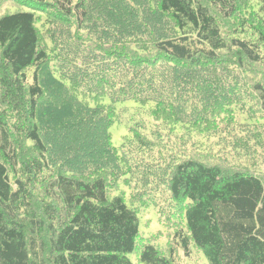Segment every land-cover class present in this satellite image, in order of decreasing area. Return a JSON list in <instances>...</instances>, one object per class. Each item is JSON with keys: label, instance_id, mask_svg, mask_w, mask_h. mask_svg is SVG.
Instances as JSON below:
<instances>
[{"label": "trees", "instance_id": "1", "mask_svg": "<svg viewBox=\"0 0 264 264\" xmlns=\"http://www.w3.org/2000/svg\"><path fill=\"white\" fill-rule=\"evenodd\" d=\"M128 102L161 130L134 122L118 148ZM129 176L130 203L111 195ZM159 185L180 217L168 248L138 246L134 202ZM193 247L264 264V0H0V264Z\"/></svg>", "mask_w": 264, "mask_h": 264}, {"label": "rangeland", "instance_id": "2", "mask_svg": "<svg viewBox=\"0 0 264 264\" xmlns=\"http://www.w3.org/2000/svg\"><path fill=\"white\" fill-rule=\"evenodd\" d=\"M124 105H127L128 107L123 108L122 111H119L118 120L111 128L113 143L115 146L118 148L121 147L123 144L124 135L128 134L127 132L134 122L144 121L147 131L152 132V128L161 130L159 126L155 125L154 120L150 117L145 109H140L139 105L134 102H128ZM146 107L148 108L149 105ZM164 139H166V137ZM126 178L119 181V185L114 188V190L111 192V195L120 194L126 198L128 203H130L131 193H137L140 191L142 182L136 179L131 180L130 176L128 177L129 180L126 182ZM168 201H170V197L167 196L162 185H159L148 194H145L139 202H134L135 205L138 204L140 209V235L137 241L138 246L141 245L143 239H145L146 241L150 240L162 249L168 248V239L170 238V235L173 231V229L169 228L168 226V219H178V217H180L179 213H176V211L172 213L174 208H171V205ZM130 256L134 262H139L135 258V254H131ZM178 261L183 264H210L204 253L194 247L191 256H185L184 254L180 253Z\"/></svg>", "mask_w": 264, "mask_h": 264}]
</instances>
